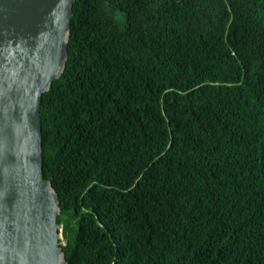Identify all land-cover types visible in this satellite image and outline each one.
<instances>
[{
	"label": "trees",
	"instance_id": "obj_1",
	"mask_svg": "<svg viewBox=\"0 0 264 264\" xmlns=\"http://www.w3.org/2000/svg\"><path fill=\"white\" fill-rule=\"evenodd\" d=\"M69 30L39 108L65 264H264V0H75Z\"/></svg>",
	"mask_w": 264,
	"mask_h": 264
},
{
	"label": "water",
	"instance_id": "obj_2",
	"mask_svg": "<svg viewBox=\"0 0 264 264\" xmlns=\"http://www.w3.org/2000/svg\"><path fill=\"white\" fill-rule=\"evenodd\" d=\"M74 1L0 0V264L66 263L39 108L65 68Z\"/></svg>",
	"mask_w": 264,
	"mask_h": 264
},
{
	"label": "rangeland",
	"instance_id": "obj_3",
	"mask_svg": "<svg viewBox=\"0 0 264 264\" xmlns=\"http://www.w3.org/2000/svg\"><path fill=\"white\" fill-rule=\"evenodd\" d=\"M61 233V232H60ZM63 242V241H62Z\"/></svg>",
	"mask_w": 264,
	"mask_h": 264
}]
</instances>
